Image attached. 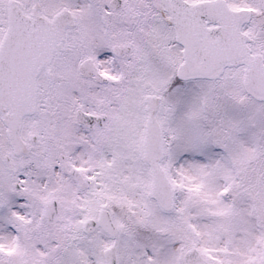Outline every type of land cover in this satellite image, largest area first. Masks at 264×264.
Segmentation results:
<instances>
[{"label":"snow or ice","instance_id":"1","mask_svg":"<svg viewBox=\"0 0 264 264\" xmlns=\"http://www.w3.org/2000/svg\"><path fill=\"white\" fill-rule=\"evenodd\" d=\"M0 264H264V0H0Z\"/></svg>","mask_w":264,"mask_h":264}]
</instances>
